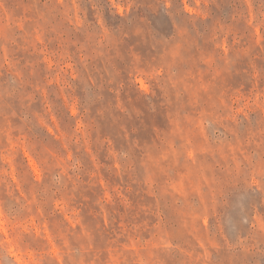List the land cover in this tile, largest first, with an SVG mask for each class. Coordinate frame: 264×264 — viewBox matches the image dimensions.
<instances>
[{"label": "rangeland", "instance_id": "rangeland-1", "mask_svg": "<svg viewBox=\"0 0 264 264\" xmlns=\"http://www.w3.org/2000/svg\"><path fill=\"white\" fill-rule=\"evenodd\" d=\"M0 264H264V0H0Z\"/></svg>", "mask_w": 264, "mask_h": 264}]
</instances>
